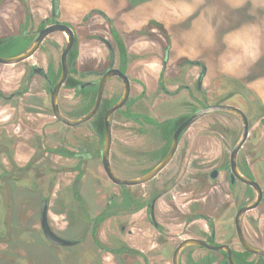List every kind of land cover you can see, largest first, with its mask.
<instances>
[{
	"label": "flooded vegetation",
	"instance_id": "flooded-vegetation-1",
	"mask_svg": "<svg viewBox=\"0 0 264 264\" xmlns=\"http://www.w3.org/2000/svg\"><path fill=\"white\" fill-rule=\"evenodd\" d=\"M76 22L67 0H0V40L23 42L22 54L45 30L36 50L0 63V264H264V91L258 74L206 81L209 65L179 42V20L154 2L88 0ZM224 1V0H223ZM86 2V0H85ZM174 8V6L172 5ZM176 9H174V13ZM139 17H135L137 14ZM67 26L73 35L68 44ZM264 73V63L255 64ZM260 75V74H259ZM126 83V84H125ZM127 85V86H126ZM109 167L104 170L105 115ZM95 113L83 120L94 108ZM55 99V104H53ZM230 106L244 124L211 111L178 128L197 111ZM72 122L77 124L72 125ZM264 144V142H263ZM261 157L255 159L256 156ZM165 165L149 180L132 181ZM258 168V169H257ZM48 231L68 244H55ZM40 246L44 251L37 250ZM39 251L38 253H36Z\"/></svg>",
	"mask_w": 264,
	"mask_h": 264
},
{
	"label": "rangeland",
	"instance_id": "rangeland-1",
	"mask_svg": "<svg viewBox=\"0 0 264 264\" xmlns=\"http://www.w3.org/2000/svg\"><path fill=\"white\" fill-rule=\"evenodd\" d=\"M176 1L172 4L174 8L171 2L164 7L154 2L150 9L158 12L164 9L166 15H176L180 29L178 40L192 51L187 55L209 65L206 81L210 78L220 81L225 74L239 78L258 74V85L264 91V73L255 67L259 62L264 63V0ZM111 2L117 3V0ZM89 4L88 0H67V19L75 23ZM260 157L261 154L255 159ZM36 249L45 250L40 246Z\"/></svg>",
	"mask_w": 264,
	"mask_h": 264
},
{
	"label": "water",
	"instance_id": "water-1",
	"mask_svg": "<svg viewBox=\"0 0 264 264\" xmlns=\"http://www.w3.org/2000/svg\"><path fill=\"white\" fill-rule=\"evenodd\" d=\"M53 29L54 28L47 29L42 34H40V36L35 40V42L26 51H24L22 54L14 56V57H9V58H0V63L13 64V63H17V62H20V61L28 58L36 50V48L38 46V43L40 42L41 38L43 36H45L46 34L54 31ZM56 30L63 31L68 36V44H67V47L65 48V50H64V52L62 54V73H61L60 79H59V81H58V83L56 85V89H57L60 86V84L64 81V79L66 77V74H67L66 52L70 48V46L72 45V41H73L72 37H73V35H72V31L67 26H64V25L57 27ZM127 92H128V90H127V87H126L123 98L117 104H115L113 107H111L107 111V113L105 115L106 132H105L104 149H103V152H102L104 170H105L106 174L108 175V177L112 181H115L116 183H119V184H127L129 182L128 181L117 180L114 177V175H113V173H112V171H111V169L109 167V163H108V152H109V146H110L109 116L111 115L112 112H114L115 110H117L120 107H122V105L124 104V102L126 100ZM100 95H101V88L99 90V93H98V96H97V100L95 102V106H94L93 110L88 115H86V117L83 118V120L89 119L95 113V111H96V109L98 107V104H99ZM53 104H55V99H53ZM211 111H228V112H231V113L237 115L243 121L244 129H243L242 136L240 137L239 141L237 142V144L235 145V147L233 148L232 153H231V167H232L233 171L235 172V174H237L236 173V168H235V154H236L237 150L239 149V147L241 146V144L243 143V141L245 140V137H246V134H247V121H246L243 113L241 111H239L238 109H236V108H233V107H230V106L217 105V106H209V107H206V108H203V109L197 111V113L194 116H192L189 120H187L185 123H183L178 128V130L175 132L174 139H173L172 150L175 147L176 139H177V136L180 133V131L186 125H188L189 123H191L195 119H197L199 116L203 115L204 113L211 112ZM71 124L75 125V124H77V122H72ZM165 163H166V160L163 161L162 163H160L150 174H148L147 176L141 177L139 179H136V180L132 181V183L133 184H139V183H142V182H145V181L149 180L151 177H153L165 165ZM237 176L240 177L245 183L252 185L255 188V190L257 191L256 200L251 205L245 206L242 209H240V211H239V213H238V215L236 217V225H237V232H238L239 239H240V242H241L242 246L244 247V249L246 251L252 252V253H255V254H259V255L264 257V252L263 251L251 248L245 242V240H244V238H243V236L241 234L240 227H239V216L241 215V213L243 211H246V210H249V209H252V208L256 207V205L258 204V201L260 199V190H259V187L257 186V184L255 182H253V181H251V180H249L247 178H243V177L239 176L238 174H237ZM47 233H48L49 238L53 241V243H55V244H68L67 241L59 239L57 237H54L48 231V229H47ZM192 244H200V245L208 246L206 243H204V242H202L200 240H197V239H187V240L183 241L180 244V246L177 248L176 252H175V258H174L175 264H176V255L178 254V252L182 248H184L185 246L192 245ZM218 249H224L228 253V262H229V264H236L234 262L233 258H232L231 252L228 250L227 247L222 246V247H219Z\"/></svg>",
	"mask_w": 264,
	"mask_h": 264
},
{
	"label": "trees",
	"instance_id": "trees-1",
	"mask_svg": "<svg viewBox=\"0 0 264 264\" xmlns=\"http://www.w3.org/2000/svg\"><path fill=\"white\" fill-rule=\"evenodd\" d=\"M22 46L23 42L20 40L8 42L0 40V56L13 55Z\"/></svg>",
	"mask_w": 264,
	"mask_h": 264
}]
</instances>
